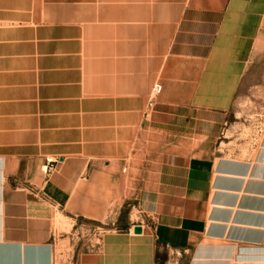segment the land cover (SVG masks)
I'll return each mask as SVG.
<instances>
[{
	"label": "crops",
	"instance_id": "0c3cea01",
	"mask_svg": "<svg viewBox=\"0 0 264 264\" xmlns=\"http://www.w3.org/2000/svg\"><path fill=\"white\" fill-rule=\"evenodd\" d=\"M261 49L264 0H0V264L126 203L78 264H264V126L230 123Z\"/></svg>",
	"mask_w": 264,
	"mask_h": 264
},
{
	"label": "rangeland",
	"instance_id": "374dc122",
	"mask_svg": "<svg viewBox=\"0 0 264 264\" xmlns=\"http://www.w3.org/2000/svg\"><path fill=\"white\" fill-rule=\"evenodd\" d=\"M234 138L238 143L255 139L264 126V49L256 51L243 79L238 96L230 113ZM136 212L126 203L114 219L101 222L77 218L69 222L64 231L56 236L54 264H78L79 256L94 250L100 238L108 231L121 230ZM158 264H182L175 255L164 253Z\"/></svg>",
	"mask_w": 264,
	"mask_h": 264
},
{
	"label": "built area",
	"instance_id": "2783aa9c",
	"mask_svg": "<svg viewBox=\"0 0 264 264\" xmlns=\"http://www.w3.org/2000/svg\"><path fill=\"white\" fill-rule=\"evenodd\" d=\"M160 89H161L160 86L156 84V85L153 87V90H152V91H153L154 94H157V93L160 92ZM51 170H52V166H50V167L48 168V171H51Z\"/></svg>",
	"mask_w": 264,
	"mask_h": 264
},
{
	"label": "water",
	"instance_id": "95a60500",
	"mask_svg": "<svg viewBox=\"0 0 264 264\" xmlns=\"http://www.w3.org/2000/svg\"><path fill=\"white\" fill-rule=\"evenodd\" d=\"M141 231H142V230H141V227H140V226L136 225V226L133 227V232H134L135 234H140Z\"/></svg>",
	"mask_w": 264,
	"mask_h": 264
}]
</instances>
